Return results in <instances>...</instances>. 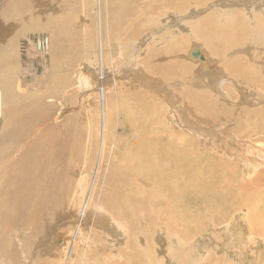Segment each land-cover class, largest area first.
<instances>
[{"label":"bare ground","instance_id":"obj_1","mask_svg":"<svg viewBox=\"0 0 264 264\" xmlns=\"http://www.w3.org/2000/svg\"><path fill=\"white\" fill-rule=\"evenodd\" d=\"M22 1L26 9L36 7L32 14L41 18L32 23V30L44 31L47 37L31 33L19 37L24 49H28L27 43L29 47L33 44L42 60L64 36L69 20L63 18L68 7L62 3L70 2L69 16L74 19L79 12L76 4H90L89 0L86 4L83 0ZM22 1L16 0L18 7ZM208 1L95 0L82 11L97 21V37L104 52L101 20L105 18L110 22L111 37L117 40L126 36V18L139 29L136 18L143 12H148L149 19L166 20L170 14H184ZM13 3L15 0H7L0 13ZM251 13L235 11V19L228 20L223 16L228 14L212 11L191 26L181 27L190 30L191 42L202 40L200 47L209 57L219 58L213 66L220 77L231 75L243 88L248 83L254 86V98L249 97L250 88L242 93L249 106L259 102L256 99L264 91V19ZM178 29L159 40L163 42L160 50H148L126 66L120 61L113 65L111 76L103 74L101 63L102 74L96 78L93 66L95 78L79 81V88L91 93L97 85V102L93 96L91 101L84 98L93 114L79 107L71 116L56 114L50 120L45 116L43 96L18 106L9 76L1 78L0 145L5 146L0 154V264H36L33 256L29 263L22 255L34 243L38 264H226L207 250L200 252L199 244L218 228L223 231L227 223L231 229L228 244L239 250L232 252L239 264H264V252L251 250L255 241L249 238V245L242 242L245 237L233 219L247 207L243 220L247 233L255 240L264 238V221L260 220L264 215L257 213L261 198L256 188H264V167L251 182L245 181V176L249 178L259 165L264 166L260 155L264 152V105L257 110L247 105L237 110L229 107L230 99L224 105L206 90L173 89L175 81L190 76L197 67L208 66L206 78L216 82L210 77L213 66L201 62L204 57L198 51L193 61L188 54L176 51L173 40L178 44ZM12 53L14 45L0 49L2 59L9 60ZM178 58L192 63L182 64ZM197 58L200 61H194ZM140 70L145 78L136 75ZM46 79L43 75L34 83L42 89ZM25 89L17 90L22 94ZM192 118H200L202 126ZM31 124L36 125L27 139L25 132ZM221 126L225 129L218 128ZM192 132H201L203 138L212 135L208 143L200 141L217 145V160L198 157L196 151L183 148L184 142H199ZM112 158L120 163L113 161L112 165ZM238 162L244 164V178L238 173ZM253 212L255 219H251ZM205 227L210 231H204ZM162 245L169 246L164 258L158 252Z\"/></svg>","mask_w":264,"mask_h":264},{"label":"rangeland","instance_id":"obj_2","mask_svg":"<svg viewBox=\"0 0 264 264\" xmlns=\"http://www.w3.org/2000/svg\"><path fill=\"white\" fill-rule=\"evenodd\" d=\"M6 1L7 0H0V9L1 7L7 6L5 5ZM19 1H22V0H19ZM83 1H84V4H86V0H83ZM89 3L90 4H88L85 7L82 6V2H79L78 4H76L77 9L80 12L79 17H78L79 12L76 15V19L69 16L70 14L69 10L71 8L70 2L66 1L62 3L64 6L68 7L66 16L63 18L64 19L68 18L69 21L66 22V24L64 25L65 27L64 34H63L64 36L57 40L56 49L51 51L50 52L51 54H49L45 60L40 59L39 52H37L34 49L33 44H31L29 47L28 43L26 42L27 43L26 46L28 47V49L25 50L22 39L21 37H19L21 35H28L30 33L34 36L36 35L42 36V39H45L47 37L44 31L42 32L40 30L39 31L32 30L33 26L35 25L32 23H34L35 21L41 20L38 14L37 16L32 14V12L35 11L36 7L33 6V10H29V7L26 9L23 1H22V4L18 7L16 0H15V3H13L12 5H9V8L6 11H5L6 7L4 8V11H1V13L3 12L4 14L2 16V14L0 13V49L2 50V47H4L5 49L8 50L10 49V47L14 45V53L10 54L11 57L8 58L9 60H5L0 57V64L3 65L1 66L2 68H0L1 69L0 79L1 78L3 79V77L7 78L9 76L8 79H10L11 85L13 87L15 86L14 89L16 91V95H18V98L16 99L18 106H21V107L27 106V103L29 102V100H34V99L39 100L38 95L40 94L41 96H43V103L46 104L45 105L46 107L44 108L45 111L44 110L43 111L45 112V116H47L49 119L50 118L53 119V116H55L56 114L57 116L55 117H59L60 114L61 115L64 114L63 115L64 117L71 116L76 109L77 110L79 109V107L83 108L85 112H88V114L89 113L91 114L92 111L94 112V110L91 111L90 110L91 108L89 109L85 106L86 102H84L85 101L84 98H88L91 101L90 97L92 98L93 96L94 100L96 101L97 85L96 86L94 85L93 87L94 92H96L94 94V92L91 93L92 90L84 91L83 89H80L79 81L83 78L94 76L93 66L96 67V72H95L96 78L97 77L99 78L101 76L100 74H102V71H101L102 66H103V72H104L103 74H107V75L110 74L109 76H111L112 75L111 73L114 70L113 65L117 66V63L119 61L121 62V64H123V66H126L129 62H131V60L135 61L136 58L138 60L142 58L143 56H145L148 50L150 51L160 50L163 42L161 43L159 40H161L163 37H166L167 34L174 31L177 27L179 28L178 29L179 32L176 33V36H179L180 39H179L178 44H177L178 40L174 39L173 41L175 42L176 51L178 50L180 55L188 54V56H190V52L192 50H196L204 57V61H201V62H204L206 63V65H209V66L211 65L213 66L215 64L217 66L219 58L209 57V55L204 50H202V48L200 47L202 40L191 42L193 37L190 33V30L187 28H181V27L185 25L191 26L192 23H195L198 19H200L201 17L207 15L208 13L212 11H215L217 14H220L222 12H224L225 14H228V15H223L228 20L235 19V16H236L235 11H240L241 13L245 12L246 14H249L252 12L251 14H256L261 19H264V0H209L204 5L195 7L189 10L188 12H185L184 14L183 13L180 15L170 14L166 20L165 18L163 19V18H158L155 16L152 19H149L151 16H148V12H143L138 18H136L137 19L136 24L138 25L137 27L139 29H135L133 26L134 24L131 22V20L126 18L124 20V23L127 29L126 36L116 37L117 38L116 40L111 37V31H110L111 28L109 25L110 22L108 21L107 18H105V21L101 20L102 26L104 27L102 28L104 29L103 30L104 35L102 37L103 39L101 40L104 42V46H105V51L102 52L100 48V43H99L100 40H98L99 35L97 37V32H96L98 27H96L95 23H97V21L91 20V15L85 14L82 11V9L88 8L89 5H94L95 0H89ZM93 12H95V10H93ZM22 17H25V18L22 19ZM79 20H82L83 22ZM78 22H80L79 25H78ZM131 29L137 31L138 34L136 36H133L132 33L134 31L131 32ZM63 39L65 41L62 42ZM168 39H171L169 35H168ZM32 45H33V48H32ZM152 45H155V46H152ZM100 52H102V54H100ZM230 55H234V54H230ZM228 58H231V56H229ZM189 59L193 61L192 58L189 57ZM179 60L182 62V64L184 63L186 65H190L192 63L183 58ZM194 61H200V60L199 58H197V60H194ZM101 63L103 64L102 66H100ZM140 68L143 69V67H140ZM208 69H209L208 66H206L205 69H201L197 67V69H195L194 71H191L192 74L190 76L186 77L182 81H175V84H173L172 88L177 89V87L179 86L180 88L187 86V88L189 89L188 91H203V90L209 91L210 94L214 95L216 99H218L219 102L224 105H226L225 102L229 101L230 99L231 102H229L228 104L229 107L232 109H235V107H237V110L242 109L246 105L248 107H252L253 109H254V106H256L255 110H257L259 107H262L264 105V91L256 99V101H259V102L257 103L252 102V104L249 106L247 102L248 100L247 96L245 97L247 98L246 100L245 98L242 97V93L243 91L247 92L251 89L249 92L251 94V91H252V94L251 96L249 95V97L254 98L257 95L256 94L257 91L254 89L253 85L251 86V84L248 83L243 88L242 84H239V85L236 84L235 78L231 75L226 74V76L220 77L219 74L221 73H219V71L216 70L214 66L211 67L210 69L213 71V73L211 72L210 77L213 79H216V82H211L210 80H208V78H206V76H208L206 72L208 71ZM3 70L4 71L9 70L10 72L5 73L6 71L4 72ZM121 73H123V70H121ZM43 75H45L48 78L46 79L47 85L43 86L42 89H39V86L36 83H34V81L37 82L36 80L42 77ZM136 75H139L145 78V74L141 70ZM195 77L196 78L200 77L202 82L200 80H196ZM2 79L0 80V88L2 86L1 85ZM218 80L220 81L218 82ZM99 81L101 82V80ZM195 81L201 82L202 85H196V84L193 85ZM23 84H26V85H23ZM11 85L10 87L12 88ZM161 86L163 87V84H161ZM22 87L23 89L26 88L25 92L20 91L22 94H19V90L17 89H22ZM26 90H30V92ZM188 91H186L184 94L187 95ZM227 91H229L228 93H230L233 98H231L230 95L226 93ZM232 93H234V95H232ZM236 95L237 96L239 95V98ZM0 106H1V112H2V109H3L2 103H0ZM47 108L49 109V111ZM165 109L167 110L166 106H165ZM165 109L163 110L164 115L166 113ZM66 110L68 114L66 113ZM70 110L72 111L70 112ZM96 112L99 113V111H96ZM0 119H1L0 120V129H1L2 118ZM192 120L198 123L200 126H202L199 123L200 118H192ZM208 121H211V120L208 119ZM49 123L50 122H48L47 124ZM172 124L174 125V123ZM35 125L31 124V126L28 127L27 132H25L27 139H29V131L33 129ZM211 125L212 123L210 124V126ZM174 126L176 127V125ZM207 128H209V126H207ZM218 128L225 129L223 126L218 127ZM217 132L220 133V131L218 130ZM192 133H193V137H196L199 140V142L191 141V140L189 142H184L183 148H185L186 150L189 149L191 151H196V155L198 157H201L204 155L206 159L211 158V159L217 160L216 155L219 156V154L217 153L218 152L217 147H216L217 145L214 142H212V144H214L215 147L213 145H212L213 147L207 146L208 144L207 145L202 144L203 142L201 143L200 141V139H205V143H208L207 138H209L212 135L209 134V135H206L205 138H203V136L201 135V132L199 133L192 132ZM115 135H117V133H115ZM120 135H123V133H121ZM4 146L5 144L3 143V147ZM3 147H1L0 145V154L4 150ZM161 148L159 147L157 149H161ZM203 151H205L207 155H205ZM260 155L264 161V152H262ZM113 161L114 159L112 158L111 159L112 165H113ZM95 162H96V159H95ZM119 163L120 161L119 162L114 161L115 165H118ZM241 164L243 165V167ZM236 166L238 168V173L241 172V175L243 176L242 178H244V174H243V170L245 168L244 164L238 162L236 163ZM240 167H241V171H239ZM263 167H264L263 165H259V168L252 176H250L249 178L245 176V179H246L245 181L251 182L250 180L252 179V177L255 174H257V172H259L261 169H263ZM256 188L258 189L260 193L259 197L261 198V203L260 205H258L259 212L257 211V213L258 215L260 214L264 215V188H261L259 186H257ZM241 211H242V214L240 215V213L237 212L235 216L237 218V215H238V218L237 219L233 218V219L238 225V227L241 229L240 232L242 233V236L245 237V239L242 242L246 245H249V241H248V238H249V240L255 241L254 247L251 248V250H254L256 248L258 252L260 250L264 252V244H263L264 238H258V240L253 239L247 233V228L245 227L243 223V220L246 216L247 211H249V209L247 207H243L241 208ZM254 215L256 216L257 214L253 212L251 219H255ZM72 218L75 219L76 216ZM260 220L264 221V216H262V219ZM227 224L223 227L224 232L220 228H218V230H215L213 233L208 235V237L205 236L202 239L201 241L202 243L199 244L200 252L205 253V251L207 250L206 252H210L212 253L213 256L218 257L217 259L220 262H223L226 264H239L237 258H235L236 256L234 257L232 255V252L234 254V251H239V250H237L233 244L231 246L229 245L231 243L230 242L231 240L229 237V230L231 229L230 227H227ZM204 231H210V229L208 227H205ZM227 236L228 238H226ZM209 239H212V241H210ZM161 243L163 244V242ZM60 244L61 242H59V245ZM205 246H207V248ZM164 247L165 246L162 245L161 249L158 250L162 258H164L167 250L169 249V246L165 248ZM34 248H35V243L33 245H30L28 252L22 251L23 253L22 255H23V258L24 259L26 258L25 260L26 261L28 260L29 263L30 261H33L34 259L33 263L38 264L40 260L36 258L37 252L33 251ZM40 253L41 255L43 253H44L43 255H45V252L43 251V249H40ZM183 254L184 253H181V256H183ZM32 256H33V259H32Z\"/></svg>","mask_w":264,"mask_h":264},{"label":"water","instance_id":"obj_3","mask_svg":"<svg viewBox=\"0 0 264 264\" xmlns=\"http://www.w3.org/2000/svg\"><path fill=\"white\" fill-rule=\"evenodd\" d=\"M197 56H198V52H197V51L192 50V51L190 52V57H191V58H195V57H197Z\"/></svg>","mask_w":264,"mask_h":264}]
</instances>
